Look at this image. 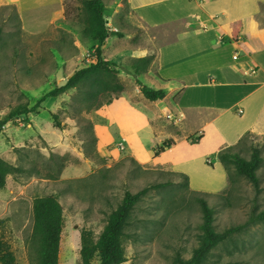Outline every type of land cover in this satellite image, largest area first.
I'll use <instances>...</instances> for the list:
<instances>
[{
  "label": "rangeland",
  "instance_id": "374dc122",
  "mask_svg": "<svg viewBox=\"0 0 264 264\" xmlns=\"http://www.w3.org/2000/svg\"><path fill=\"white\" fill-rule=\"evenodd\" d=\"M83 1L0 0V120L20 105L31 108L74 72L96 63L98 42L89 31ZM115 1L117 9L104 10V18L109 31L114 29L123 37L107 40L103 57L117 65L113 68L128 91L127 97L123 92L104 94L100 105L88 110L83 90L74 89L0 129V157L22 170L9 176L6 186L0 189V243L13 253L17 264H36L31 236L37 197L54 196L64 210L59 264H82L81 231L90 232L97 241L125 191L135 193L168 181L172 185L150 191L136 205L123 237L127 258L123 264H175L177 256L189 259L199 246L202 213L197 196L190 182L172 171L174 152L154 157L153 151L173 138L178 144L176 153L195 157L199 150L206 164L209 161V167L214 168L217 155L206 147L205 128L190 135L205 124L204 115L191 114L177 133L160 121L135 125L132 118L127 120L129 123L119 120L116 124H121V129H137L126 139L119 134L120 126L110 124L123 105L138 101L135 78L122 71L138 60L129 52L153 47L150 40L172 39L163 36L167 27H138L130 20L127 0ZM156 12L147 9L146 19L155 23L170 15ZM141 109L153 119L149 109ZM255 136L258 138L254 142L262 145L261 135ZM214 140L217 148L222 145L218 138ZM119 143H124L126 149L118 150ZM250 143L242 147L245 158L250 156ZM190 172L192 187L213 189L200 171ZM259 175L264 185V164ZM231 177L226 189L203 196L214 210L219 232L244 223L254 203L252 185L234 171ZM257 206L264 209V192ZM228 262L264 264V223L248 227L213 249L206 264ZM98 263L96 257L93 264Z\"/></svg>",
  "mask_w": 264,
  "mask_h": 264
},
{
  "label": "crops",
  "instance_id": "0c3cea01",
  "mask_svg": "<svg viewBox=\"0 0 264 264\" xmlns=\"http://www.w3.org/2000/svg\"><path fill=\"white\" fill-rule=\"evenodd\" d=\"M59 1L62 3L63 0ZM103 2L104 10L117 9L114 7L115 0ZM127 2L131 8V22H135L140 28L167 27L163 36L172 38L165 41L150 40L153 47H139L138 50L129 52L136 59L154 56L147 72L138 79L144 85L164 90L166 97L151 102L136 85L138 101L123 105L124 109L119 110L115 119L111 117L110 124L120 126L119 134L126 139L128 135L136 133L137 129H121L122 125L116 124L119 120L127 121L132 118L136 120L135 125H143V121L147 124L160 121L177 133L191 114L204 115L205 124L190 135L205 128L206 147L212 148L214 155H217L214 168L206 164L204 155L199 150L195 157H189L185 152L176 153L178 144L173 138L169 139L174 140V146L161 155L174 152L176 160L173 159L171 169L187 175L193 191L217 193L226 189L228 176L218 160V152L235 146L247 132L264 135V0ZM147 9H156L157 12L170 15L165 21L152 23V20L146 19ZM236 22L241 25L234 40L232 26ZM176 25L181 27L178 29ZM112 37L117 36H111L108 40ZM123 94L127 97V89H124ZM141 107L149 109L153 119ZM106 110H109V106ZM201 138L203 137L200 136ZM216 138L222 142L218 148L214 140ZM191 170L200 171L210 181L207 186L213 189L192 187Z\"/></svg>",
  "mask_w": 264,
  "mask_h": 264
},
{
  "label": "trees",
  "instance_id": "16d2710c",
  "mask_svg": "<svg viewBox=\"0 0 264 264\" xmlns=\"http://www.w3.org/2000/svg\"><path fill=\"white\" fill-rule=\"evenodd\" d=\"M83 6L88 15L89 31L98 42V46L95 49L96 63L74 72L63 85L56 86L53 90L43 95L31 108L28 105L16 107L8 116L0 120V129L12 119L22 115L27 117L29 114L37 112L47 100L57 99L59 96L74 89L83 90L86 95V102H88V110L100 105V96L108 93L123 92L124 85L119 82L117 71L113 68L117 65L103 57V46L108 38L111 36L122 38L123 35L119 32L109 31L107 20L104 18L105 6L103 0H84ZM240 25V22L233 23L232 39L234 40L237 38ZM152 61L153 56L138 59L133 66L122 69V71L135 78L137 86L147 100L156 102L166 97L165 91L144 85L138 79L140 75L147 72ZM53 117L56 121V126L60 127L57 115ZM257 138L252 132H247L235 146L224 148L218 152V160L227 172L228 181L231 183V171H234L236 175L245 178L253 187L254 203L248 219L244 223L232 225L221 232L217 231L215 228L214 210L203 197L210 194L193 191L197 196L202 213L200 242L189 259L177 256L175 264H206L213 249L248 227L264 223V209H259L257 206L258 197L264 192V185H262L259 175L264 164V135L260 136V139L263 140L262 145L259 142H254ZM249 140H251V153L249 158H245L242 156V147ZM174 144L173 139L166 140L162 145L154 149V157L160 156ZM207 165L212 166L209 161ZM21 172V168L0 157V189L6 186L9 176L20 174ZM174 174L189 181L188 176L185 174L175 172ZM170 185L172 183L168 181L145 187L135 193L128 190L125 191L121 203L109 215L107 224L101 231L97 241L93 239L90 232L81 231L80 257L82 264H93V260L96 257L99 259L98 264L125 263L127 258L123 247V237L130 224L136 205L150 191L163 189ZM64 227V210L57 198L54 196L37 197L33 202V232L31 236V245L35 248L37 255L36 264H59L61 236ZM0 263L17 264L13 253L2 243H0ZM222 264L242 263L228 262Z\"/></svg>",
  "mask_w": 264,
  "mask_h": 264
},
{
  "label": "built area",
  "instance_id": "2783aa9c",
  "mask_svg": "<svg viewBox=\"0 0 264 264\" xmlns=\"http://www.w3.org/2000/svg\"><path fill=\"white\" fill-rule=\"evenodd\" d=\"M125 149H126V147H125L124 143H119V144H118V150L123 151V150H125Z\"/></svg>",
  "mask_w": 264,
  "mask_h": 264
}]
</instances>
